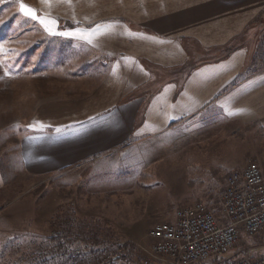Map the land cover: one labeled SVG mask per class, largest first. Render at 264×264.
Wrapping results in <instances>:
<instances>
[{
  "label": "crops",
  "instance_id": "0c3cea01",
  "mask_svg": "<svg viewBox=\"0 0 264 264\" xmlns=\"http://www.w3.org/2000/svg\"><path fill=\"white\" fill-rule=\"evenodd\" d=\"M34 5L42 11L38 17L53 20L52 33L42 25L49 48L37 52L32 45L30 51V42L16 34V41L29 42L14 54L20 67L27 65L2 67L30 87L31 102H14L16 159L26 176L56 177L125 152L128 177L140 180L148 164L157 163L158 145L203 144L264 129V0ZM30 63L39 70L31 72ZM140 150L141 159L134 157ZM6 185L0 161L2 206L9 202ZM185 185L183 191L192 187ZM143 187L145 195L144 181ZM152 209L164 220L150 227L175 222V210Z\"/></svg>",
  "mask_w": 264,
  "mask_h": 264
},
{
  "label": "rangeland",
  "instance_id": "374dc122",
  "mask_svg": "<svg viewBox=\"0 0 264 264\" xmlns=\"http://www.w3.org/2000/svg\"><path fill=\"white\" fill-rule=\"evenodd\" d=\"M38 1L22 0L36 13L42 12L34 5ZM20 2L0 0V161L7 184L4 198L9 201L0 205V264H144L141 249L153 244L150 226L164 220L152 208L169 214L201 201L219 214V195L231 169L256 162L264 172V129L256 127L238 136L208 138L203 144L192 139L178 141L175 147L158 145L157 163L148 164L140 180L128 177L125 152L56 177L26 176L16 159L14 116L15 105L32 101L26 95L30 87L14 82L2 67L7 72L21 69L15 52L22 53L29 42L30 51L32 45L39 47L37 52L46 51L50 41L39 19L34 27L36 20L21 13ZM38 18L48 21V16ZM19 33L29 42L16 41ZM29 67L31 72L39 70L32 63ZM18 87L24 89L16 97ZM134 157L141 159V150ZM143 181L149 188L145 195ZM186 181L192 185L189 191L182 190L188 188ZM94 233L102 243L96 249L90 242ZM126 243L135 256L124 258ZM261 245L257 242L255 251L261 252Z\"/></svg>",
  "mask_w": 264,
  "mask_h": 264
},
{
  "label": "built area",
  "instance_id": "2783aa9c",
  "mask_svg": "<svg viewBox=\"0 0 264 264\" xmlns=\"http://www.w3.org/2000/svg\"><path fill=\"white\" fill-rule=\"evenodd\" d=\"M220 193L219 215L196 201L176 213L174 223L158 224L148 233L153 244L142 248L144 264L219 262L242 237L264 232V173L255 162L232 169ZM124 246V244H122ZM230 264H264L259 258L238 257Z\"/></svg>",
  "mask_w": 264,
  "mask_h": 264
},
{
  "label": "trees",
  "instance_id": "16d2710c",
  "mask_svg": "<svg viewBox=\"0 0 264 264\" xmlns=\"http://www.w3.org/2000/svg\"><path fill=\"white\" fill-rule=\"evenodd\" d=\"M26 65H27V62L24 61V64L22 67H24ZM24 75L25 74H23V76ZM212 211L214 212L216 210L213 209ZM92 235H93V237L90 238V242L92 243V247L94 249H96L98 245L102 244L101 242H99L100 234L94 233ZM94 235L96 236V238L94 237ZM259 241L262 242L263 245H261V246H263V248H264V232L258 234L257 236H254V237H249V236L242 237L241 241L236 245L237 247L234 248V250L231 252V254L224 256L221 261H219L217 263L214 261H209V262L201 263V264H230V263L234 262V260H236L240 256L241 257H247L248 256V257L254 258V259L259 258V256L264 253V252L262 253V251H264V249L261 252L255 251L256 243ZM124 250H128L126 253L123 254L124 258H127L128 256H130V257L135 256V251H133V247L130 243L125 244ZM120 259H121V256H120ZM137 261H138V259H136L133 263H138ZM156 264H158V263H156ZM159 264H162V263H159Z\"/></svg>",
  "mask_w": 264,
  "mask_h": 264
},
{
  "label": "snow or ice",
  "instance_id": "6c2138e0",
  "mask_svg": "<svg viewBox=\"0 0 264 264\" xmlns=\"http://www.w3.org/2000/svg\"><path fill=\"white\" fill-rule=\"evenodd\" d=\"M40 2L45 5H50L52 0H40ZM19 8L24 16L30 17L33 20L39 19V22L44 25L46 31H48L49 33L53 32V28L49 26L52 22L46 21L44 18H38L36 10L25 5L22 0L19 3Z\"/></svg>",
  "mask_w": 264,
  "mask_h": 264
}]
</instances>
